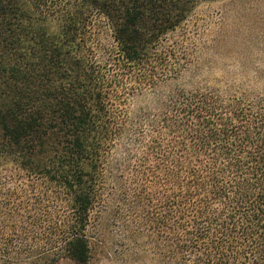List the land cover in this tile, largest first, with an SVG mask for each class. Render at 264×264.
<instances>
[{
    "label": "trees",
    "instance_id": "trees-1",
    "mask_svg": "<svg viewBox=\"0 0 264 264\" xmlns=\"http://www.w3.org/2000/svg\"><path fill=\"white\" fill-rule=\"evenodd\" d=\"M208 1L0 0V264H264V84L177 86Z\"/></svg>",
    "mask_w": 264,
    "mask_h": 264
},
{
    "label": "rangeland",
    "instance_id": "rangeland-1",
    "mask_svg": "<svg viewBox=\"0 0 264 264\" xmlns=\"http://www.w3.org/2000/svg\"><path fill=\"white\" fill-rule=\"evenodd\" d=\"M179 39L199 70H188L177 86H262L264 78V0H215L197 6ZM230 80V81H228ZM96 236V235H94ZM113 237L93 246L87 264H117ZM57 264H76L64 259Z\"/></svg>",
    "mask_w": 264,
    "mask_h": 264
}]
</instances>
